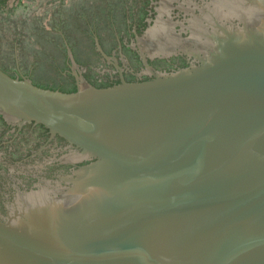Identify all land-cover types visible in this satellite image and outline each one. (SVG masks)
Listing matches in <instances>:
<instances>
[{
  "label": "water",
  "instance_id": "95a60500",
  "mask_svg": "<svg viewBox=\"0 0 264 264\" xmlns=\"http://www.w3.org/2000/svg\"><path fill=\"white\" fill-rule=\"evenodd\" d=\"M21 3L0 0V53L23 31L30 66L41 45L15 25L53 8ZM174 10L138 40L146 80L96 86L72 61L68 92L0 69V117L41 127L51 152L0 204V264H264V0Z\"/></svg>",
  "mask_w": 264,
  "mask_h": 264
},
{
  "label": "flooded vegetation",
  "instance_id": "af4514ba",
  "mask_svg": "<svg viewBox=\"0 0 264 264\" xmlns=\"http://www.w3.org/2000/svg\"><path fill=\"white\" fill-rule=\"evenodd\" d=\"M7 1L13 3L12 10L19 5L27 8L22 0ZM44 4L47 9L53 8L52 12L37 17L31 24L24 18L19 19L24 20L22 30L25 25L29 26L28 31L40 43L43 56L35 54L36 62L28 65L26 55L31 54L30 46L23 39L24 32L19 30L22 34L14 37L13 45L7 47V52L0 53V69L13 78L26 77L39 87L70 92L76 87L72 61L82 76L96 86L119 83L120 70L126 81L148 79L137 52L138 40L146 39L145 32L151 26L170 27L168 21L157 19L158 10L175 8L174 16L184 0H44ZM181 16L173 20H180ZM153 35L145 40L148 45L162 39L160 34ZM145 56L147 64L155 70H170L184 63L181 57ZM40 59L42 66L37 65ZM47 143L48 135L41 127L18 129L7 125L0 117V204L13 200L17 191L29 190L36 180L29 168L51 154Z\"/></svg>",
  "mask_w": 264,
  "mask_h": 264
},
{
  "label": "trees",
  "instance_id": "16d2710c",
  "mask_svg": "<svg viewBox=\"0 0 264 264\" xmlns=\"http://www.w3.org/2000/svg\"><path fill=\"white\" fill-rule=\"evenodd\" d=\"M3 2H4V1H2V3H3ZM2 3H1V4H2ZM0 7H2V5H0ZM24 8L26 9V7L23 6V9H24ZM8 14H12V11H11V10H8ZM9 16H11V15H7L6 18L3 19V21H6V23H7V22L9 21V20H8ZM25 17H28V16H25ZM23 22H24V20H22L21 22L19 21V22L17 23V25H18V24L21 25ZM19 25H18V26H19Z\"/></svg>",
  "mask_w": 264,
  "mask_h": 264
}]
</instances>
